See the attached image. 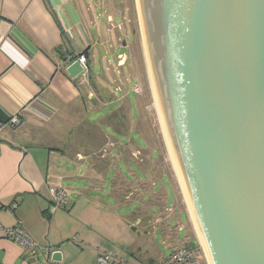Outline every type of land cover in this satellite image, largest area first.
<instances>
[{
	"label": "crops",
	"instance_id": "0c3cea01",
	"mask_svg": "<svg viewBox=\"0 0 264 264\" xmlns=\"http://www.w3.org/2000/svg\"><path fill=\"white\" fill-rule=\"evenodd\" d=\"M119 1L97 0L90 5L86 0H0V107L19 120L15 126L5 124L0 132V229L21 226L40 243L37 264H96L102 252L111 254L116 264H155L166 255L151 248V234L169 238L168 220L180 219L170 189L162 186L141 195L134 177L124 199L118 184L111 194L121 206L138 202L130 220L125 213L92 219L82 200L101 211L102 204L84 195L78 197L86 199L70 201L64 210L55 206L54 190L64 188V180L70 183V192L82 183L83 190L98 189L90 186L91 174L101 176L115 166L116 153L125 162L127 156L138 159L134 141L141 138L138 128L127 129L128 121L120 117L110 121L114 109L92 126L93 134L84 126L90 113L86 109L91 107L83 100L92 94L97 110L125 107L131 121L138 115L137 101L124 93L114 98L108 88L112 82L121 92L119 82L138 80L137 66L134 62L131 66L126 53L131 39L122 34L124 9ZM102 17L105 24L98 22ZM130 31L132 36V26ZM85 49L90 73L79 84L65 67ZM120 54L126 59L111 65ZM95 67L99 72L92 71ZM93 140L98 143L91 144ZM96 144L91 155L88 151ZM158 195L160 199L155 198ZM156 201L176 214L154 217L150 210L157 208ZM167 238L164 243L171 249L176 244ZM50 246L62 252L60 263L50 260ZM149 249L153 256L145 259L142 252ZM0 264L36 263L0 231Z\"/></svg>",
	"mask_w": 264,
	"mask_h": 264
},
{
	"label": "water",
	"instance_id": "95a60500",
	"mask_svg": "<svg viewBox=\"0 0 264 264\" xmlns=\"http://www.w3.org/2000/svg\"><path fill=\"white\" fill-rule=\"evenodd\" d=\"M135 4L156 112L205 257L264 264V0ZM65 71L75 78L82 66ZM11 117L0 107V123Z\"/></svg>",
	"mask_w": 264,
	"mask_h": 264
},
{
	"label": "rangeland",
	"instance_id": "374dc122",
	"mask_svg": "<svg viewBox=\"0 0 264 264\" xmlns=\"http://www.w3.org/2000/svg\"><path fill=\"white\" fill-rule=\"evenodd\" d=\"M88 4L94 5L96 4L97 0H86ZM115 2V0H114ZM120 4L122 5L124 9V17L122 20V34L127 37L128 40L131 39L129 42L128 50L126 51L128 59H131V66L133 62L137 66V82L140 87L141 91L140 93H134L131 88H133V80H131L130 83L123 84L122 82H119V85L121 86V92H118L116 89V86H113L112 82L111 85H109V89L113 95L114 98L120 97L123 95V93L127 96V98H130L131 100L137 101L138 105V115L133 117V120L131 121L130 117H128L126 114L128 113V110L123 107L121 110H118V108H112V106H108L107 108H99L98 110L93 106L94 104L92 102L97 101L96 95L94 96L92 94V97L86 98L84 97V102L86 103L87 108L86 111H89L86 115V125L85 129H87L89 132L93 134L92 126L94 124H97L100 122L101 116H104L105 114L109 116V113L113 111L114 109V115L115 118L109 119L110 121L117 122L120 118H123V120H127V129L138 128V133L140 135V140H134L135 144L137 145V154L138 159L133 158L135 161H131V157H126L125 159L121 160L117 153L115 154L114 158L118 159L116 162L117 164L113 167H108L106 171L101 174V176L91 174V181L90 186L92 187H98V189H88L83 190V183L81 184L82 187L77 188L76 190H69L70 183L66 182L64 180L63 186L64 190L66 192V201L65 207H70L69 203L70 201L75 202L78 199H86L84 197H78V195H84L88 197H94V202L102 204L101 209L98 208V206H93L92 203H88L87 201L82 200V202L85 205L86 211H89V216L92 219L100 220L104 216H108L112 214H121L125 213L127 218L130 220L131 215L134 214L138 207V202L130 201L126 203L125 205H122L115 201L111 194H114L113 188H119V194L124 199L125 196H127V190L128 184L132 183L134 180L133 177L138 181L139 190L141 191V195L143 193L147 192L151 189V192H157L162 186H165L167 190H171L169 193H174L175 195V205L177 206L178 210L177 213L180 217V219H170L168 220L169 227L172 228V231H169L170 237L167 238L174 239V244L178 245L180 242L188 239L191 243H194L197 245V243L200 245L196 230H194V224L193 220L188 208V205L186 203V200L184 198L183 191L180 186V182L178 179V175L173 168V164L165 143V139L162 133L160 121L156 112V107L154 105L152 92L149 86L147 73L144 65V61L139 49V36L137 32L136 27V4L135 0H120ZM119 4V3H116ZM99 23L105 24V18H99ZM133 28L132 36H130V28ZM130 37V38H128ZM131 56V57H130ZM127 59V60H128ZM119 59L112 60V64H117ZM107 64V63H105ZM129 64V65H130ZM108 65V64H107ZM108 65V66H111ZM105 67V65H104ZM93 72H99L98 68L95 67L92 69ZM110 76V79L113 81V78ZM108 86V84H106ZM124 89V90H123ZM85 106V105H84ZM96 110V111H94ZM94 111V112H92ZM113 115V116H114ZM99 116V117H97ZM130 116V114H129ZM116 128V123H115ZM105 129V128H104ZM109 129V127L107 128ZM125 131V130H124ZM87 132V131H85ZM112 132V131H111ZM110 132V133H111ZM127 132V131H126ZM107 132V134H110ZM111 137L113 139L114 134H111ZM98 143L97 141L93 140L91 141V144ZM98 147L97 144L94 147L91 146V149L88 151L91 155L95 154V151H97ZM112 149L113 147L109 148L108 151H110L109 155H112ZM108 155V156H109ZM127 163L129 164V169H127ZM110 165V164H109ZM131 171H133L134 174H131ZM136 177H135V176ZM128 180L127 182L125 180ZM138 193V192H137ZM130 195V194H129ZM157 195V194H156ZM136 197V194L134 195ZM144 197V196H143ZM140 198V197H138ZM156 199H160L159 195L155 197ZM145 199H148L145 197ZM148 202L144 204V206L147 205ZM99 204V205H100ZM149 204V203H148ZM157 208H154L153 210H150L151 215L156 217L157 215L163 216L165 215V218L172 217L173 212L175 213V210L173 211H167L164 206L161 204V201L157 203ZM146 208V207H145ZM61 210H64V207H60ZM114 211V212H113ZM140 211H142L140 209ZM176 214V213H175ZM156 222V220H155ZM152 238V245L151 248L153 250H159L162 252V254L168 256L170 252L172 251V248L170 249L168 245L164 243V237L161 236L159 233L151 234ZM194 239V240H193ZM196 240V242H195ZM201 246V245H200ZM151 251L150 249L145 252H142V257L145 259H148L149 257L153 256L150 255ZM142 259V260H145Z\"/></svg>",
	"mask_w": 264,
	"mask_h": 264
},
{
	"label": "built area",
	"instance_id": "2783aa9c",
	"mask_svg": "<svg viewBox=\"0 0 264 264\" xmlns=\"http://www.w3.org/2000/svg\"><path fill=\"white\" fill-rule=\"evenodd\" d=\"M118 59L124 61L126 56L124 54H120ZM82 66V71L75 77L79 84L86 82L89 77V65L87 57L84 54H77L75 59ZM133 92L140 93L141 87L138 83H134ZM19 120L17 116H12L8 122V125L15 126L17 125ZM5 124L0 123V132L2 126ZM53 197L55 198V206L56 208L65 207L66 204V192L63 187H57L54 190ZM175 230V229H174ZM172 228L169 231H174ZM2 235L5 238H8L11 242H13L20 249L27 251L30 260L33 263H38V251L41 247V244L35 241L29 233L23 229L21 226H14L12 228H2L0 229ZM96 264H116V261L113 260L111 254L107 252H102L97 255L95 259ZM155 264H209L202 247L197 243V245H192L188 239L180 242L178 245H175L172 248V251L168 256H166L163 260L155 263Z\"/></svg>",
	"mask_w": 264,
	"mask_h": 264
},
{
	"label": "bare ground",
	"instance_id": "6f19581e",
	"mask_svg": "<svg viewBox=\"0 0 264 264\" xmlns=\"http://www.w3.org/2000/svg\"><path fill=\"white\" fill-rule=\"evenodd\" d=\"M154 105H155V104H154ZM169 155H170V154H169ZM170 158H171V156H170ZM171 161H172V159H171ZM172 164H173V161H172ZM173 166H174V164H173ZM173 168L175 169V167H173ZM175 171H176V169H175ZM176 173H177V171H176ZM177 175H178V174H177ZM178 179H179V176H178ZM179 182H180V179H179ZM180 186H181V189H182V191H183L184 198H185V200H186V203H187V205H188V208H189V210H190L189 202H188V199H187V197H186V195H185V193H184V190H183V188H182L181 182H180ZM190 211H191V210H190ZM192 217H193V216H192ZM192 220H194V219H192ZM193 222H194V227H195L194 230H196V232H197V235H198V239H199L200 245H201V247H202V249H203V251H204L205 256L208 258V254H207V251H206V248H205V245H204L203 239H202V237H201V234H200V232H199V229H198V227H197V224H196L195 220H194Z\"/></svg>",
	"mask_w": 264,
	"mask_h": 264
},
{
	"label": "trees",
	"instance_id": "16d2710c",
	"mask_svg": "<svg viewBox=\"0 0 264 264\" xmlns=\"http://www.w3.org/2000/svg\"><path fill=\"white\" fill-rule=\"evenodd\" d=\"M79 54H84L86 57H87V49H85L84 51H82L81 53H79ZM75 58V57H74ZM90 70V69H89ZM90 73V72H89ZM194 240V239H193ZM195 242H196V240H195ZM192 245H196V244H194V243H191Z\"/></svg>",
	"mask_w": 264,
	"mask_h": 264
}]
</instances>
